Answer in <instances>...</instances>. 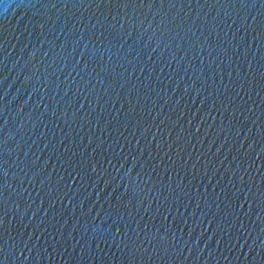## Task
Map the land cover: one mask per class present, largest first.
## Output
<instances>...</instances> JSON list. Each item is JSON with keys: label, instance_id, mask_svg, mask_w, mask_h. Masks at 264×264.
<instances>
[{"label": "water", "instance_id": "95a60500", "mask_svg": "<svg viewBox=\"0 0 264 264\" xmlns=\"http://www.w3.org/2000/svg\"><path fill=\"white\" fill-rule=\"evenodd\" d=\"M3 264H264V0H0Z\"/></svg>", "mask_w": 264, "mask_h": 264}, {"label": "snow or ice", "instance_id": "6c2138e0", "mask_svg": "<svg viewBox=\"0 0 264 264\" xmlns=\"http://www.w3.org/2000/svg\"><path fill=\"white\" fill-rule=\"evenodd\" d=\"M3 225V220L2 219H0V226H2ZM3 252V249H0V253H2ZM0 264H3V262L2 261H0Z\"/></svg>", "mask_w": 264, "mask_h": 264}]
</instances>
